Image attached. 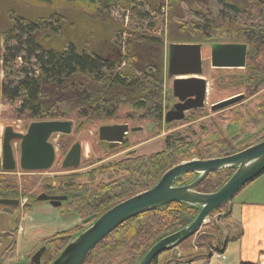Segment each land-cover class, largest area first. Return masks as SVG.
Wrapping results in <instances>:
<instances>
[{"label":"trees","instance_id":"obj_1","mask_svg":"<svg viewBox=\"0 0 264 264\" xmlns=\"http://www.w3.org/2000/svg\"><path fill=\"white\" fill-rule=\"evenodd\" d=\"M219 34L229 35L225 36L228 40L220 41ZM219 42L248 45L249 72L243 84L252 96L263 91L264 0H0L3 67L18 66L19 58L36 60V69L17 83L2 82L0 94L20 105L18 111L27 112L33 121L77 120L75 134L97 124L132 123L139 128L151 121L162 126L165 109L170 105L166 89L169 46ZM123 108L130 111L122 116L119 113ZM220 112L218 120L252 135L224 136L221 131L209 143H203L202 138L189 141L171 135L160 152L137 156L132 151L115 164L88 171L73 168L44 179H29L24 174L31 172L21 170L23 175L19 176L0 168V200L27 199L21 212L28 215L42 193L67 197L64 214L78 216L81 223L47 239L52 247L44 264H52L99 217L153 188L174 166L230 156L264 140V98L252 108L245 105ZM195 114L203 118L208 112L201 108ZM176 123L179 122L166 123V129L174 130ZM71 140L70 135L58 134L61 155L67 154ZM132 141L116 146L100 141L99 146L105 148L96 162L139 145ZM235 170L213 172L195 190L214 193ZM198 176L184 174L175 185H188ZM226 207L224 204L213 210L194 236L170 250L172 254L163 252L150 264H208L214 254H221L224 239L230 243L243 235L241 225ZM17 209L0 204V214H13ZM200 211L201 208L175 202L134 217L102 240L84 264H139L152 247L187 227ZM18 224L19 218L17 228ZM8 237L9 244L3 251L0 242V264L15 255V231Z\"/></svg>","mask_w":264,"mask_h":264},{"label":"water","instance_id":"obj_2","mask_svg":"<svg viewBox=\"0 0 264 264\" xmlns=\"http://www.w3.org/2000/svg\"><path fill=\"white\" fill-rule=\"evenodd\" d=\"M202 44H171L168 55V74L171 77L194 76L188 79H174L173 94L180 103L165 114L166 123L180 122L187 111L204 107L206 80L200 76L203 73ZM212 67L242 68L246 66L247 45L245 44H211ZM243 99V95L220 101L212 105V111L228 108ZM74 123L71 120L34 121L25 134L17 133L12 126H7L3 136L2 170L13 172L17 169L12 142L20 140V168L24 171H47L55 163L56 148L50 142L55 134L70 135ZM143 128H132L125 125H108L99 129V139L110 144L125 143L127 133L142 131ZM150 130V125L147 131ZM82 146L76 142L67 153L63 168H77L81 165ZM236 168L231 178L214 193H201L196 187L211 173L224 169ZM187 173H197L199 176L193 182L184 186H176L179 177ZM264 173V140L236 154L209 160H193L181 163L168 170L159 182L150 190L133 196L121 202L104 213L86 230L75 237L52 264H84L95 247L114 232L119 226L143 213L161 206L182 202L201 208L196 219L182 230L159 241L139 264H150L160 254L177 248L181 243L194 236L206 223L210 213L227 204L231 211L234 197L251 181ZM38 201L50 202L54 207H60L66 196L39 195ZM1 205L19 206L18 200L1 199ZM47 251L43 246L31 257L30 264H42V258Z\"/></svg>","mask_w":264,"mask_h":264},{"label":"rangeland","instance_id":"obj_3","mask_svg":"<svg viewBox=\"0 0 264 264\" xmlns=\"http://www.w3.org/2000/svg\"><path fill=\"white\" fill-rule=\"evenodd\" d=\"M114 15L117 16L118 14H114ZM126 21L130 22V19H127ZM240 21L252 22V20H245V19H240ZM217 36L219 37L220 41H223V40L227 41L228 39L225 38V36H229V35L219 34ZM210 46L211 44L205 45L202 51L203 52L202 56H203V61H204L203 76L205 78L208 77L209 78L208 82H210V85L208 86L209 94H208V100L206 104V107L209 109V114L211 110V105L218 103L219 101L227 97L230 98V96L238 92H241L243 90V88L241 87L236 88L237 86H235V84L230 81H227L221 85H217V88L215 89L211 79L214 76H220L221 74L219 72L223 71L222 72L223 75H232L233 73H242V72L212 69L210 67L211 66ZM18 61H19L18 66L6 68V67H3V59H2V56L0 55V84L2 82L3 83L10 82L12 84H15L20 79L24 78L25 77L24 75L28 71L36 69L35 58H32L29 62L22 60V58H19ZM166 63L168 64V60H166ZM166 80H167L166 89L169 94L170 105L167 106L165 109L164 118H165L166 112L172 109L171 107L174 103L173 82H172L173 78L170 76L167 79V75H166ZM232 86H235V88H232ZM263 96H264V90L259 92L254 98H252V107H255L258 103H260V101L264 98ZM19 109H20V105H17V104L15 105L11 103L10 101L3 99V97H1V94H0V168L2 166V145H3V136H4L6 127L12 126L15 132L25 134L29 126L32 124V122H34L32 119L28 117L27 112H19L18 111ZM128 111H130V108H123L121 112L119 113V115L121 114L123 116ZM190 113L191 112L187 113L186 115L188 116ZM218 116L219 114H216L211 118L202 119V118H198L197 114H195L192 117L186 118L185 121H180L179 123H176L177 126L172 131H168L166 129V121H164L162 126L159 125L158 123L147 121L143 125H141L143 127V130L141 132L129 134L128 136L129 140H137L140 144L139 146L135 148H131L129 151L130 152L134 151L137 156H142V155L147 156V155L160 152L165 147L166 137L171 136V135L174 136L175 138L186 139L189 141H197L198 139L202 138L203 143H209L213 141L216 138V136H220L219 133L217 135H215V133L221 132V131L223 132L224 135H228V136H234L237 134H241L242 137H250L252 135L251 133L249 134L246 132H242V129L239 127L227 126L228 124L226 122H222L218 120ZM190 121H194V122H190ZM73 123H74L73 131L70 134V136L73 137L74 142L71 140V144L74 145L76 142H79L82 146L81 165L77 167V168H81V171H88V170L93 169L94 167H98L103 164H109V163L115 164L123 160L126 157V153H120L116 156H113V157H110L104 160L103 162L97 163L96 162L97 157L99 156V154H102L101 149L105 148L103 146H99V143H100L99 128H101L103 125L97 124V125L89 127L85 132L81 134H75L74 131L76 130L77 120L73 119ZM129 125H130V129L137 127L136 125L132 123H129ZM149 125H150V130L147 131L146 128ZM57 141H58V135L54 134L50 138V142H52V144L56 148L57 157H56L54 165L49 170L38 174L40 178L54 177V176L64 173V171L73 170V168H68V169L63 168L62 163L67 154L66 155L60 154ZM12 146H13L15 159L17 161V169L15 173L21 176L23 175V173L20 168V157H21L20 140H14L12 142ZM24 175H26V177H28L29 179H32V176H34L31 173H27ZM100 180L107 181V178H100ZM21 204L24 207L25 203L23 201ZM22 205L20 206V208L16 210L15 214L8 215L4 213V215H0V232L2 231L3 228L4 229L5 228L6 229L15 228V224H17L18 214L23 209ZM225 210L229 211L228 206L225 208ZM64 211L65 212L67 211L65 202L60 207H54L53 205H51L50 202H47V201L39 202L36 205V207L33 209V211L29 213V214H32V217L34 219V223H35L34 227L28 231L29 234L27 236H24L21 239H20V236H18V239H17L18 251L15 253L13 257L5 260L4 264H22V262H24V264H30V260L33 255V252L37 251L38 244L41 240L45 238H49L52 234L54 235V234H57V232H60L63 230L65 231L81 223L80 221L81 219H79L78 216H75V218H73V216L64 214ZM41 215H47V217L40 218ZM67 225H69V227H66ZM1 239L5 241L4 237H1ZM42 242H45V241H42ZM169 253H171V251H168L167 253H165V255ZM163 256L164 255H161V257ZM209 264H226V262L216 261V258L213 257V258H210Z\"/></svg>","mask_w":264,"mask_h":264},{"label":"crops","instance_id":"obj_4","mask_svg":"<svg viewBox=\"0 0 264 264\" xmlns=\"http://www.w3.org/2000/svg\"><path fill=\"white\" fill-rule=\"evenodd\" d=\"M203 74L204 67L203 73L200 76L201 78H205ZM231 212L234 221L241 225L243 235L238 241H233L230 243H227L226 239H224V242L222 243L224 245L222 252L221 254L219 253L225 257L224 259H217L216 255H218V252L214 254L213 257L216 258V261H225L226 264H264V174L234 197L231 203ZM6 214L9 215V213ZM0 215H4V213ZM46 217L47 215L40 216V218ZM18 218V228L15 224V228H3L1 231L3 234L1 237H4L5 240H0L2 251L9 244L10 239L8 237V233L15 231L16 253L18 251V236H20V239L24 236H27L29 234L28 231L35 225L32 214L24 215L22 212H20L18 214ZM73 218H75V216H73ZM66 227H69V225ZM22 264H24V262H22ZM198 264H203V262H198Z\"/></svg>","mask_w":264,"mask_h":264},{"label":"flooded vegetation","instance_id":"obj_5","mask_svg":"<svg viewBox=\"0 0 264 264\" xmlns=\"http://www.w3.org/2000/svg\"><path fill=\"white\" fill-rule=\"evenodd\" d=\"M219 44H242V43H231V42H222V43H220L219 42ZM245 45H247V44H245ZM205 46H202V51H203V48H204ZM211 47V46H210ZM211 49V48H210ZM203 53V52H202ZM206 59V58H205ZM204 59V60H205ZM251 59H252V56H251ZM202 60H203V56H202ZM247 61H248V45H247V59H246V66L245 67H242V68H232V67H218V68H214V67H212V59H211V54H210V64H211V68L212 69H218V70H231V71H233V72H238V71H241L242 73H233L232 75H223V71H221V72H219L221 75L220 76H214V77H212V83H213V86L215 87V89L217 88V85H221V84H224L225 82H227V81H230V82H232V83H234L235 84V86H237L236 88H238V87H241V88H243V90L241 91V92H238V93H236V94H234V95H232V96H230V98H232V97H235V96H239V95H243V99L240 101V102H238V103H236V104H234V105H232V106H230V107H228V108H225V109H222V110H220V111H226V110H231V109H233V108H236V107H241V106H243V105H249L251 108H252V98H254L256 95H253L252 96V92H248V90L246 89V87L244 86V84H243V80L245 79V78H247L248 77V72H249V69H248V65H247ZM203 63H204V61H203ZM204 67V66H203ZM251 68H252V65H251ZM182 77H184V78H191V77H194V76H180V77H172L173 78V80H172V82L174 81V79H181ZM203 79H205L206 80V84H207V86H209L210 85V82H208V77L207 78H203ZM237 81H239V82H237ZM235 86H232V88H235ZM208 94H209V88L208 87H206V94H205V98H204V103H205V105H204V107L202 108V109H204V110H206L207 112H208V115H206V116H204L202 119H205V118H211V117H213L214 115H216V114H220L221 112L219 111V112H214L213 113V111L212 110H210V114H209V109L206 107V104H207V100H208ZM230 98H225V99H222L221 101H224V100H227V99H230ZM220 102V101H219ZM177 103H180V101H179V99L178 98H175L174 97V103H173V105H172V109H173V106L175 105V104H177ZM259 104V103H258ZM256 105V104H255ZM212 106V105H211ZM197 110H199V109H194V110H190V111H187L186 112V114L187 113H189V112H191L188 116L185 114V118H184V120L186 119V118H188V117H192L193 116V113L195 112V111H197ZM228 126V125H227ZM129 134H130V132L129 133H127V136L125 137V143L127 142V141H129V139H128V136H129ZM224 136H227V135H224ZM130 141H132V140H130ZM135 141H137V140H133L132 142H135ZM107 143V142H106ZM125 143H119V144H110V143H108V144H110L111 146L112 145H122V144H125ZM140 145V144H139ZM139 145H136V146H134L133 148H135V147H137V146H139ZM73 146V145H72ZM71 146V147H72ZM71 149V148H70ZM130 150V149H129ZM130 151H125V152H122V153H126V155L129 153ZM120 154V153H119ZM113 157V156H112ZM63 164V163H62ZM22 170V169H21ZM16 171V170H15ZM15 171H13L12 173H15ZM24 171V170H23ZM27 172H31V174H33L34 176H39L38 174H40V173H43L44 171H38V172H34V171H27ZM27 174V173H26ZM33 177V176H32ZM44 179V178H43ZM43 194V193H42ZM45 194V193H44ZM47 194V193H46ZM39 197V196H38ZM38 199V198H37ZM19 201V200H18ZM24 203H26L27 202V199H23L22 200ZM22 201H19L20 202V204H19V206H16V208H20V206L22 205L21 203H22ZM40 202V201H39ZM14 207V206H13ZM22 207H23V205H22ZM36 207V205L34 206V208ZM15 212H16V210H15ZM1 214H3V213H1ZM13 214H15V213H13ZM10 233H12V232H10ZM58 233V232H57ZM3 234L0 232V240H2L1 239V236H2ZM55 235V234H54ZM51 236H53V234L51 235ZM50 236V237H51ZM49 237V238H50ZM47 239L48 238H45V239H43V240H39L40 242H39V244H38V249L37 250H39L41 247H43V246H46L47 247V251H46V253L44 254V256H43V258H42V264H44L45 263V261H46V258H47V255H48V253H49V249L52 247L51 245H49L48 243H46L47 242ZM42 241H45V242H42ZM36 251H34L33 252V254L35 253ZM33 256V255H32Z\"/></svg>","mask_w":264,"mask_h":264},{"label":"built area","instance_id":"obj_6","mask_svg":"<svg viewBox=\"0 0 264 264\" xmlns=\"http://www.w3.org/2000/svg\"><path fill=\"white\" fill-rule=\"evenodd\" d=\"M21 230H22V228H21ZM216 257H217V259H224L225 258L224 256H222L220 254L216 255Z\"/></svg>","mask_w":264,"mask_h":264},{"label":"bare ground","instance_id":"obj_7","mask_svg":"<svg viewBox=\"0 0 264 264\" xmlns=\"http://www.w3.org/2000/svg\"><path fill=\"white\" fill-rule=\"evenodd\" d=\"M182 78H184V77H182Z\"/></svg>","mask_w":264,"mask_h":264}]
</instances>
